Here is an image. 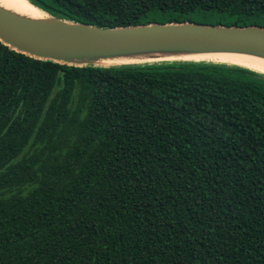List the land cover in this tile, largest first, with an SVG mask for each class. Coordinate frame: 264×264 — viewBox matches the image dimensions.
I'll return each instance as SVG.
<instances>
[{
    "label": "trees",
    "instance_id": "1",
    "mask_svg": "<svg viewBox=\"0 0 264 264\" xmlns=\"http://www.w3.org/2000/svg\"><path fill=\"white\" fill-rule=\"evenodd\" d=\"M28 1L100 28L264 29V0ZM0 264H264V73L0 42Z\"/></svg>",
    "mask_w": 264,
    "mask_h": 264
},
{
    "label": "water",
    "instance_id": "2",
    "mask_svg": "<svg viewBox=\"0 0 264 264\" xmlns=\"http://www.w3.org/2000/svg\"><path fill=\"white\" fill-rule=\"evenodd\" d=\"M35 9L46 16L47 22L33 23L0 8V42L16 52L40 60L73 66H120L172 61L221 63L178 57L126 63L100 62L101 59L112 56L152 52H228L264 58V29L261 27H226L182 22L100 28L64 21L46 14L37 7Z\"/></svg>",
    "mask_w": 264,
    "mask_h": 264
},
{
    "label": "bare ground",
    "instance_id": "3",
    "mask_svg": "<svg viewBox=\"0 0 264 264\" xmlns=\"http://www.w3.org/2000/svg\"><path fill=\"white\" fill-rule=\"evenodd\" d=\"M0 8L7 11L8 13L13 14L16 17H19L21 19L33 23L47 22L46 16H44L39 10L35 9L32 5H30L26 0H0ZM174 57H178L182 59H195V60L207 59V60L226 63V64L239 65L241 67L249 68L251 70L264 73L263 57H259L251 54H243V53L220 52V53H208V54H199V53L169 54L166 52L163 53L152 52V53L112 56L108 58H103L100 60V62L126 63V62H135L138 60L171 59Z\"/></svg>",
    "mask_w": 264,
    "mask_h": 264
}]
</instances>
